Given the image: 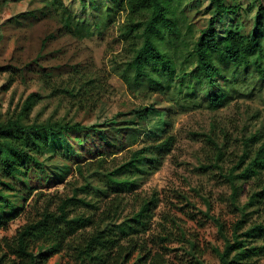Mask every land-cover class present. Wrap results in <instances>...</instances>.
Wrapping results in <instances>:
<instances>
[{
    "label": "rangeland",
    "instance_id": "374dc122",
    "mask_svg": "<svg viewBox=\"0 0 264 264\" xmlns=\"http://www.w3.org/2000/svg\"><path fill=\"white\" fill-rule=\"evenodd\" d=\"M50 1L0 0V118L19 113L25 100L36 92L40 97L36 96L29 119L54 117L86 125H104L111 118L125 117L122 114L129 115L140 106H152L149 131L137 133L135 138L131 132L124 133L123 146L119 145V134L82 143L78 142V138L83 137L81 133L54 134L42 157L48 170L45 173L52 177L48 181L30 177V182L38 189L27 201H24V193H19L12 210L16 211L23 204L24 210L0 226V238L14 236L45 207L55 209L61 198L76 192L87 199H98L102 207L91 211L95 218L107 220L101 211L106 200L116 194L113 189H109V195L92 196L78 188L87 180H91L93 187H107L108 178L103 171L96 172L93 166L103 164L102 170L114 169L128 157V148L136 149L146 140L154 141L161 134V127L168 123L170 132L176 136L171 151L158 169L137 181L136 189L119 192L124 196L123 206L121 217L115 222L138 210L145 198L155 196L158 204L153 208L151 228L140 233L139 239L156 250L165 246L162 250L173 264H195L194 257L206 264H220L216 247H224L223 230L232 237L240 218H244L241 233L254 223L264 222V201L247 207L244 216L241 211L250 195L261 189L260 181L252 178L243 184L242 179H238L243 189L235 201L228 177L232 167L246 155L236 171L241 174L264 141L263 73L252 64L234 72L232 67L221 63L228 74V80L223 82L229 95L218 107L210 104L207 84L199 83L196 78L200 70L193 44L209 23L215 6L210 4L211 0H170L176 7L180 28L172 31L165 27L159 44L172 56L175 68L169 71L160 67L153 76L155 80L142 76L130 85L122 71L134 56V39L137 45L143 40L140 36L124 34L127 8L109 0H63L72 11V20L91 22L95 34L87 36L81 25L79 34H75L66 30L57 15L43 14L40 8ZM230 1L240 4L241 10L222 14V33L238 29L264 37V18L256 16L259 0ZM249 4L254 7L252 11L247 9ZM31 10L39 15L26 17V12ZM72 26L74 31L79 28ZM147 66L151 71L154 69L151 61ZM129 71L134 73V70ZM77 77L81 81L93 78L90 99L82 104L78 101L79 85L72 83ZM217 142L224 150L219 166ZM108 150L106 160L99 163L98 154ZM80 163L84 174L77 167ZM87 210L81 201L70 206L71 214L89 213ZM217 220L223 224V229ZM112 223L113 220L109 221ZM95 226L96 222L83 234H88ZM167 234L169 237L162 239ZM255 241L264 242V236ZM67 258L57 254L48 264H78L74 259L67 263ZM255 259L254 264H264V255ZM137 260L138 253L127 264H136Z\"/></svg>",
    "mask_w": 264,
    "mask_h": 264
},
{
    "label": "trees",
    "instance_id": "16d2710c",
    "mask_svg": "<svg viewBox=\"0 0 264 264\" xmlns=\"http://www.w3.org/2000/svg\"><path fill=\"white\" fill-rule=\"evenodd\" d=\"M109 1L112 4L114 2L123 4L128 10L124 34L127 37L140 36L143 40L140 45H137L134 39V56L127 61L122 71L127 83L132 85L134 79L142 76L155 80L153 76L160 67L173 71L175 62L172 56L159 44L160 35L165 27L172 31L178 30L179 27L176 7L170 0ZM258 2L256 16L258 18L261 15L264 18V0ZM210 4L215 6L214 14L194 41L193 52L200 70V73L196 75L197 81L207 84L208 101L214 107H218L227 100L229 95L223 82L228 80V74L221 63L232 67L234 72L240 67L256 65V68L264 75V37L257 32L251 34L238 29H229L222 33V14L238 13L241 5L230 0H211ZM247 9L252 11L254 7L249 4ZM40 11L43 14L57 15L67 31L79 34L81 25L82 30L86 29L87 36L95 34L91 22L76 20V18L72 20V11L63 0H51L40 8ZM38 15L35 10L26 12V17ZM73 24L79 26L78 30L74 31ZM258 27L259 24H256V28ZM149 61L153 63L152 71L147 66ZM129 69L134 70V73H131ZM92 81L93 78L81 81L77 77L72 82L79 85L77 92L78 101L81 104L90 99L93 89ZM36 96L40 97L36 92L31 93L16 115L6 119L0 118V226L17 217L22 213L21 210H24V204L16 211L12 210L18 202L19 193H24V201H27L38 189L30 182L32 175L39 180L45 178L46 181L52 177L49 174L46 175L45 172L48 173V170L42 157L54 134L81 133L83 137L78 138L79 143L97 141L108 134H119L121 137L119 145L123 146L124 133L131 132L134 134L132 138H135L137 133L149 131L152 106H140L132 110L129 115L122 114L125 117L111 118L104 125H86L81 121L54 117L46 120L29 119ZM169 125L167 123L161 127V134L154 138V141L146 140L141 147L128 148V157L114 169L102 170L103 164L93 166L96 172L103 171L110 185L107 183L105 188L93 187L91 180H87L78 188V190L90 192L92 196L96 193L109 195V189H113L116 194L106 200L105 208L101 211L107 220L105 217H102V220L95 218L91 211L102 207L98 204V199H87L86 196H78L77 192L73 196L61 198L55 209L50 206L45 207L37 214V217L21 226L14 236L0 238V264H48L49 260L57 254L67 256V263H70V259H74V262L78 264H127L133 261L136 253L139 255L136 264H173L167 252L162 250L165 246L156 250L139 239L140 233L151 228L150 219L153 216V208L158 204L157 197L145 198L140 202L138 210H134L120 222H115L121 217L123 206L124 196H121L119 192L136 189L137 181L158 169L165 156L171 151L176 136L170 132ZM216 149L219 166L218 161L222 158L224 150L218 142ZM109 152L110 150L98 154V162L105 161V155ZM76 154L78 155L77 150ZM246 157V155L242 156L241 160L232 167V172L228 176L232 183V195L235 201L244 183L252 178L260 181L261 189L255 190L250 195L249 201L241 208L243 216L246 214L247 207L259 205L264 201V141L255 150L241 174H236L239 165L245 161ZM77 167L84 174L82 164H77ZM238 179H242L243 184L238 185ZM79 201L87 206L89 213H70V206L76 205ZM243 219H238L232 237L223 230L224 247L222 249L216 247L220 264H254L255 258L264 255V242L255 241V238L264 236V222L254 223L241 233ZM108 220H113V223L109 224ZM217 221L220 229H223V224L220 220ZM95 222L94 229L88 234H83V231L94 226ZM168 237L167 234L162 239ZM194 260L195 264H206L201 258L194 257Z\"/></svg>",
    "mask_w": 264,
    "mask_h": 264
}]
</instances>
